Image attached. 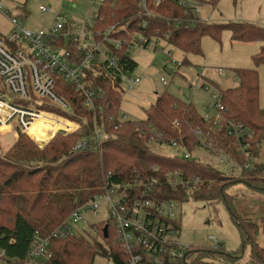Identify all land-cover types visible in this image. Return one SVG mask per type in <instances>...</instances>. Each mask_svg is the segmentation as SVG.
I'll return each instance as SVG.
<instances>
[{
  "label": "trees",
  "instance_id": "trees-1",
  "mask_svg": "<svg viewBox=\"0 0 264 264\" xmlns=\"http://www.w3.org/2000/svg\"><path fill=\"white\" fill-rule=\"evenodd\" d=\"M146 1L152 14L144 16L139 0H104L98 9L99 17L103 19L97 23V29L103 31L113 25L156 38H163L169 32L166 43L191 55L200 54L201 37L209 35L217 39L224 29H228L235 42L262 43L252 60L255 67L264 65V27L246 22L206 24L193 21L195 15L189 9H183L176 0H161L159 5H154L153 0ZM196 1L200 4L207 1L214 8L219 0ZM142 20L147 27L139 30L138 25ZM114 35L118 37L121 34ZM115 53L123 72H133L137 63L128 57L126 50L122 48ZM234 73L237 83L219 89L218 94L220 103L226 108L223 117L240 124L252 135L248 149L254 166L250 169H242L243 159L236 154L237 142L225 136L224 128L216 130L212 119L209 122L204 120L193 105L174 99L166 92L155 96L150 109L145 110L144 120L125 121L113 129L107 118L117 115L121 97L105 83L101 87L105 88L106 94L97 102L103 112L96 118L101 119L111 136L99 145L90 144L85 149L73 150L78 140L91 137L92 112L83 107L79 94H73L69 87L59 83L56 94L65 100L69 110L48 106L43 109L81 124L76 132L56 134L40 148L34 140L19 131L15 139L11 128L2 129L9 132L8 139L0 140L4 149L12 147L0 157V260L5 264H28L29 252L37 239L48 238L60 230L71 212L93 200V196L102 191L107 173L111 174L110 183L121 185L138 172L155 177L159 182V195L163 198L180 203L188 200L206 203L222 201L239 228L242 247L245 244L249 246L246 264H264V248L255 242L260 228L264 231V217L260 221L243 219L233 210L234 197L226 194L229 187L237 184L264 193V109H260L257 103L258 73L241 68L234 70ZM100 83L95 80V84ZM176 121L179 127L174 125ZM64 124L55 118L40 116L32 123L28 133L45 143ZM144 126L152 127L157 133L154 137L165 141L173 139L190 152L198 143L192 130L199 128L213 145L230 154L239 173L226 174L199 160L180 159L151 150L147 143L149 134L139 133ZM153 166L157 171L152 170ZM174 170L180 171L183 178H200L203 184L190 193L181 188L171 190L164 183V175ZM178 226L181 227L180 221ZM103 227L101 222L91 227L103 243L75 234L62 238L50 237V257L36 258L31 264H93L95 256H111L114 264H123L120 252L110 242L112 229L107 226L109 237L104 239ZM241 257L240 252H226L222 245L215 248L190 247L185 252L184 260L177 264H242Z\"/></svg>",
  "mask_w": 264,
  "mask_h": 264
},
{
  "label": "built area",
  "instance_id": "built-area-1",
  "mask_svg": "<svg viewBox=\"0 0 264 264\" xmlns=\"http://www.w3.org/2000/svg\"><path fill=\"white\" fill-rule=\"evenodd\" d=\"M103 1L98 0L99 7ZM139 1L142 14L151 15L147 1ZM153 1L154 5L161 3V0ZM176 1L183 9H189L192 15H195L193 21L206 24L211 22L209 17H205L200 12L202 9H213L207 1L203 4L196 0ZM98 9L93 15H86L84 20L75 21L41 5L39 11L51 16L53 22L48 28L33 31L23 29L20 20L15 16H9L4 0H0V15L10 24L9 32L6 35L0 34V126L10 127L15 136L19 131L34 140L40 148L56 134L69 135L76 132L81 124L72 122L57 112L43 109L48 106L62 111L69 110L65 100L56 94V88L62 83L69 87L73 94L74 92L79 94L83 107L92 112V135L88 139L78 140L73 150L85 149L90 144L99 145L111 136L106 132L101 119L96 118L103 112V108L97 102L106 94L105 88L103 89L101 85L104 83L109 85L111 90L121 97L124 94L121 86L123 81L126 89H132L144 80L143 76L131 77L129 73L123 72L115 52L122 48L127 53L133 47L143 50L157 48L154 46L155 42L166 41L169 32H166L163 38H156L146 36L141 31H129L113 25L101 31L96 27L103 19L99 17ZM146 27L144 20L138 25L139 30H144ZM116 33L121 35L117 37L114 35ZM174 64L176 67L180 65V63ZM217 72L221 76L224 75L220 69ZM95 80L102 83L95 84ZM160 82L165 86L164 78H161ZM200 87L206 89L203 85ZM209 97L212 99L210 105L214 109V114L202 115V118L208 122L212 119L216 130L224 128L225 136L234 138L237 142L236 154L243 159L242 169L252 168L254 159L248 149V141L251 140L252 135L240 124L223 117L226 108L220 103L218 92L210 93ZM144 102L145 100H142V103ZM152 104L148 105L146 110L150 109ZM40 116L55 118L65 123L45 143L37 141L28 133L32 123ZM107 119L113 125V129H117L121 123L127 121L119 111L115 117L109 115ZM85 122L86 119L83 123ZM174 125L179 127L180 124L176 121ZM139 133L149 134L147 141L149 145L153 143L175 149L177 154L171 156L202 161L194 158V153L203 151L217 165L239 170L230 154L213 145L199 128L192 130V135L198 143L191 152L173 139L165 141L154 137L157 133L150 126L142 127ZM152 170L157 171V168L153 166ZM110 177V173L104 176L105 185L102 191L95 194L93 200L71 212L60 230L55 231L48 238L37 239L29 252L28 264L34 262L36 258L50 257L48 246L50 237L62 238L75 234L73 226L80 221L86 224L81 219L80 213L95 214L102 208L107 214V219L100 222L112 229L110 242L120 252L123 264H177L184 260L185 252L190 246L178 242L180 229L178 223L181 220V211L178 208L187 201L180 203L160 196L159 182L154 176L141 175L137 172L121 185L110 183ZM164 183L171 190L177 191L181 188L186 193H190L197 191L203 181L197 177L183 178L180 171L174 170L165 173ZM108 237L107 232L106 238ZM207 239L211 243L205 245L206 247L215 248L221 245L213 236H208ZM103 258L107 259L106 264H114L111 256Z\"/></svg>",
  "mask_w": 264,
  "mask_h": 264
},
{
  "label": "rangeland",
  "instance_id": "rangeland-1",
  "mask_svg": "<svg viewBox=\"0 0 264 264\" xmlns=\"http://www.w3.org/2000/svg\"><path fill=\"white\" fill-rule=\"evenodd\" d=\"M9 16H15L22 23L23 29L38 31L48 28L53 19L39 7L44 5L55 13L75 21H82L86 15L96 13L100 2L98 0H4ZM201 14L209 17L212 23L223 22H246L264 27V0H219L215 7L210 10L202 9ZM10 30L9 21L0 15V34L6 35ZM200 54H188L168 45L166 41L155 42L157 48L149 50L133 47L128 57L136 62L134 71L128 75L143 76L144 80L132 89H126L123 81L121 86L124 90L119 105V113L124 119L136 122L145 119V110L148 105L154 103L155 96L163 93L182 102L190 103L200 115H213L214 109L210 105V93L216 94L219 89L231 87L237 83L236 69H250L258 73V96L257 103L260 109H264V65L254 66L252 57L260 50L262 43L235 42L231 39V33L224 29L213 39L211 36H203L200 41ZM174 63H180L178 67ZM222 71L223 76L217 70ZM167 70H171L172 73ZM166 80L165 86L160 82ZM205 86L204 90L200 86ZM142 100H145L142 103ZM0 126V140L8 139L9 132H5ZM151 150L160 151L166 155L177 154L175 149L167 146L148 145ZM12 147V146H11ZM10 147V148H11ZM8 148V149H10ZM8 149H4L0 141V157L5 155ZM199 156V157H198ZM194 158H199L204 163L215 166L224 173H239L237 169L225 168L216 164L203 151L194 153ZM264 162V159H263ZM226 194L233 196V210L243 219L260 221L264 217V193L255 192L244 184L231 186ZM181 211L180 229L178 242L190 247L209 245L208 236H213L228 253L240 252L241 263L248 260L249 246L242 247L239 228L231 218L222 201L206 203L203 201L188 200L179 206ZM81 219L86 222H78L73 226L75 235H83L89 239L102 242V238L91 227L100 221L107 219L103 208L96 211L80 213ZM255 242L264 248V231L262 228L255 236ZM93 264H106L107 259L95 256ZM0 264H5L0 260Z\"/></svg>",
  "mask_w": 264,
  "mask_h": 264
},
{
  "label": "water",
  "instance_id": "water-1",
  "mask_svg": "<svg viewBox=\"0 0 264 264\" xmlns=\"http://www.w3.org/2000/svg\"><path fill=\"white\" fill-rule=\"evenodd\" d=\"M107 232H108L107 226H104V227L102 228V233H103V237H104V238L107 237Z\"/></svg>",
  "mask_w": 264,
  "mask_h": 264
},
{
  "label": "crops",
  "instance_id": "crops-1",
  "mask_svg": "<svg viewBox=\"0 0 264 264\" xmlns=\"http://www.w3.org/2000/svg\"><path fill=\"white\" fill-rule=\"evenodd\" d=\"M212 22V21H211ZM168 72H170V73H172V71L171 70H167ZM15 139H16V136H15ZM15 141V140H14Z\"/></svg>",
  "mask_w": 264,
  "mask_h": 264
},
{
  "label": "bare ground",
  "instance_id": "bare-ground-1",
  "mask_svg": "<svg viewBox=\"0 0 264 264\" xmlns=\"http://www.w3.org/2000/svg\"><path fill=\"white\" fill-rule=\"evenodd\" d=\"M4 127H8V126H4Z\"/></svg>",
  "mask_w": 264,
  "mask_h": 264
}]
</instances>
